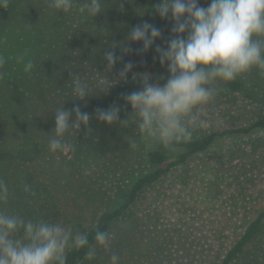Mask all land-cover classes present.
<instances>
[{"label": "trees", "instance_id": "obj_1", "mask_svg": "<svg viewBox=\"0 0 264 264\" xmlns=\"http://www.w3.org/2000/svg\"><path fill=\"white\" fill-rule=\"evenodd\" d=\"M22 2L31 9L27 16L32 22L28 29L30 42L21 46L16 58L6 62L7 70L0 76V141H4L0 144V179L8 184L10 192L6 210L26 219H43L74 232H87L92 245L95 231L112 233L107 248L94 247L93 260L85 258L88 251L85 248L71 251L68 264H110L112 254L120 257L119 264L139 261L141 256L136 255L142 247L141 239L155 223L150 221V215L135 214L138 204L170 177L180 174L179 181L186 184L189 164L208 152L219 137L264 134V93L248 89L240 79L221 81L226 91L240 92L258 104L262 116L248 126L223 133L194 132L188 142L165 149L139 132L135 118L130 117L132 109L123 99L126 94L140 90L142 76L160 84L168 76L167 67L154 59L155 47H167L172 38L171 19H161L154 10L160 0H104V10L93 18L80 11L86 0H74L69 13L52 8L51 0H9L7 8L0 7V28L9 22L10 6ZM201 6L208 4L201 0ZM143 21L155 25L163 34L146 53L138 51L141 42L126 43L130 29ZM125 46L131 51L123 52ZM113 50L122 56L112 72L107 73L108 79L115 83L99 93L94 84L98 73L104 74L107 67L103 55ZM20 56L24 61H33L31 72H25L24 63L17 62ZM129 61L134 65L132 71L126 79L119 80L120 69ZM73 75H79L93 88V93L84 100L71 97ZM255 76L259 85L264 86V72L256 69ZM60 104L66 109L78 105L93 118L89 122L90 132L81 126L77 133L73 131L66 136L70 145L67 150L53 153L48 149V141L54 129V112ZM111 105L120 107L121 120L129 119L127 126L106 125L95 119L97 109ZM105 138L114 147L111 152L115 154V163L107 185L98 187L84 165L85 159L97 149L95 142ZM251 143L253 149L264 148V142ZM254 168L262 170L259 175L264 174V149L255 164L252 160L249 170L245 167L243 173L225 183L224 198H218V211L234 216L239 233L228 248L217 249L226 251L214 264H262L264 250L257 244L264 239V207H255L258 198L253 193ZM24 185L31 187V193L23 191ZM228 223L229 218L224 224ZM217 237L215 233L218 241ZM156 245L149 242L145 249L150 261L162 257L163 250L156 251ZM209 254L206 252L205 257Z\"/></svg>", "mask_w": 264, "mask_h": 264}, {"label": "clouds", "instance_id": "obj_2", "mask_svg": "<svg viewBox=\"0 0 264 264\" xmlns=\"http://www.w3.org/2000/svg\"><path fill=\"white\" fill-rule=\"evenodd\" d=\"M160 0L154 10L161 19H171L172 38L167 47L157 45L156 56L161 66L167 67L168 76L163 84L152 83L147 75L141 77L140 90L126 94L123 99L130 105L139 132L165 149L191 140L193 133L208 126L201 109L212 102L218 93L214 86L218 81L231 82L253 68L264 72V0ZM9 0H0V7L7 8ZM50 6L69 13L74 0H51ZM104 10V0H86L80 11L93 18ZM161 29L148 21L133 26L127 42H141L139 52L146 53L162 38ZM115 46H113L114 48ZM123 52L131 51L125 46ZM107 67L99 74L94 87L106 92L115 81L107 73L122 60L116 52L103 55ZM24 71L31 72L32 60L24 61ZM6 57L0 55V69ZM132 62L124 64L118 79L124 80L132 71ZM2 76V73H0ZM71 97L84 100L93 88L79 75L71 77ZM120 107L111 105L97 109L95 119L106 125L127 126L129 119L121 120ZM93 116L76 105L66 109L60 104L54 112V129L50 133V152L65 151L70 145L66 136L76 133L83 126L89 132ZM23 191L31 193L24 185ZM8 184L0 179V264H68L73 250L87 248V260L95 258L94 247L107 248L112 233L95 231V245L90 244L88 233L73 231L60 223L43 219H26L17 213H9ZM120 257L112 254L110 264H119Z\"/></svg>", "mask_w": 264, "mask_h": 264}, {"label": "rangeland", "instance_id": "obj_3", "mask_svg": "<svg viewBox=\"0 0 264 264\" xmlns=\"http://www.w3.org/2000/svg\"><path fill=\"white\" fill-rule=\"evenodd\" d=\"M30 10L25 2L13 4L8 10L9 22L0 28V55L6 57V62L16 58L21 46L30 42L28 29L32 22L27 20ZM27 54L24 56L27 57ZM6 65L9 64L5 63L0 73L7 70ZM255 70L256 68H253L236 79L243 80L248 89L264 93V86L259 85ZM214 86L218 89L217 95L212 102L201 109L202 118L207 119L208 126L195 131L196 133L200 131L223 133L235 127L248 126L262 116L261 107L249 101L242 93L232 94L226 91L221 81ZM253 141L256 144L264 142V134L254 133L250 137L223 135L216 140L208 152L189 164V178L186 184L179 181L180 174H178L148 192L138 204L135 214L150 215V221L155 224L151 223L141 239L142 247L136 255L137 258L141 256L138 258L139 261L121 264H214L217 262L226 251L217 249L222 246L224 249L228 248L239 233L234 216L221 214L218 211V198H224L225 183L243 173L245 167L249 170L252 160L255 164L262 154L264 148L257 146L253 149L251 143ZM3 142L0 141V144ZM95 146H97L95 153L85 159L84 166L94 183L98 187H105L115 163V154L111 152L114 147L106 138L97 140ZM251 148L252 152L247 157L246 153ZM251 170L255 175L253 193L258 198L255 207L263 208L264 174L259 175L262 170L255 168ZM217 201L218 204L215 203ZM228 218L229 223L225 225L224 222ZM215 233L218 234V241L214 238ZM149 242L157 243L156 251L163 250L162 257L158 261H150L146 258L145 249H148ZM159 244L164 246L159 247ZM257 245L264 250V239ZM206 252H210L208 257H205ZM260 262L264 264V259Z\"/></svg>", "mask_w": 264, "mask_h": 264}]
</instances>
